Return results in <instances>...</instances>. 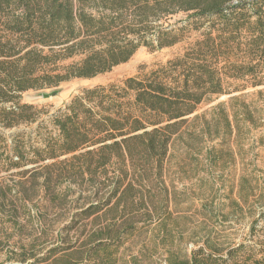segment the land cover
Listing matches in <instances>:
<instances>
[{"label":"trees","instance_id":"trees-1","mask_svg":"<svg viewBox=\"0 0 264 264\" xmlns=\"http://www.w3.org/2000/svg\"><path fill=\"white\" fill-rule=\"evenodd\" d=\"M177 13L195 21L206 18L211 25L171 61L176 75L129 77L123 87L111 84L83 90L69 102L68 111L54 119L56 135L43 149L33 150L38 160L71 153L58 163L91 179L101 175L109 180L103 197L82 211L86 217L101 210L132 217L139 205L147 218L155 214L163 216L164 222L168 215L157 209L150 196L152 190H159L167 199L163 177L169 174L176 146L181 148V158L198 170L204 161L214 165L224 155L231 157V141L244 135L246 124L264 121V112L251 111V105L239 97L230 98L238 106L231 119L221 107L209 118H184L210 95L222 93L224 77L225 88L231 81L241 82L240 89L264 85V0H0L3 127L31 119V106L20 101L24 91L55 89L73 78L93 77L127 61L138 48L154 51L178 42V31L184 27L168 23V16ZM128 92L131 100L126 98ZM130 107H137L139 116ZM147 126L151 128L142 130ZM0 148L10 157L15 154L13 165L24 158L23 148L11 141ZM243 180L246 190L249 184ZM44 183L48 185V177ZM93 194L97 196L98 190ZM208 197L201 192L196 202L202 205ZM254 224L250 241L229 245L224 251L208 243L184 254L168 249L163 254L165 264H264V242L254 237ZM127 229L132 224L113 236L119 240ZM115 247L109 251V245L98 244L93 264H118ZM51 252L44 262L57 250ZM132 262L139 264L134 257ZM52 264L70 263L57 257Z\"/></svg>","mask_w":264,"mask_h":264},{"label":"rangeland","instance_id":"rangeland-1","mask_svg":"<svg viewBox=\"0 0 264 264\" xmlns=\"http://www.w3.org/2000/svg\"><path fill=\"white\" fill-rule=\"evenodd\" d=\"M168 17V23L174 27H184L178 31L179 41L173 45L154 51L141 47L127 61L109 71L89 78H73L55 89H31L21 93V103L31 106V119L19 121L12 127L0 124L3 139L0 144L11 141L24 151V158L13 165L11 163L17 160L15 154L10 157L7 150L0 148V264H52V259L57 257L70 264H93L96 260L93 251L98 244L109 245V251L117 246L118 264H134L133 257L139 264H165L163 254L168 249L184 254L208 243L224 251L229 245L250 241L248 236L253 223L254 237L264 242V121H255V126L246 124L241 134L245 132L244 135L231 141V157L224 155L214 165L204 161L198 170L181 158V148L176 146L169 162V174L163 177L167 199L158 194L159 190H152L150 196L157 209L168 215L164 222L163 216L155 214L147 218L139 205L132 217H115L104 210L84 216L82 211L97 203L110 188L109 180L101 175L91 179L58 163L71 153L42 160L34 156V149H43L56 135L54 119L63 116L69 102L83 90L111 84L123 87L129 77L141 79L154 73L167 77L176 75L171 61L182 56L189 45L209 30L211 20L186 19L185 13ZM239 85L241 82L231 81L225 88L224 77L222 93L210 95L184 118L195 115L209 118L221 107L231 119L238 109L236 103L230 101L231 97H239V101L251 105V111L257 109L263 113L264 85L245 89L238 88ZM236 88L238 90H234ZM126 98L131 100L132 93L128 92ZM129 110L139 116L137 107ZM214 144L220 147L218 140ZM51 163L56 164L46 169L45 165ZM181 165L184 167L180 169ZM107 175H112L111 168ZM45 177H48V185L44 183ZM243 179L249 184L246 190ZM95 189L97 196L93 194ZM144 191L146 210L150 211L149 196ZM201 192L209 195L208 202L202 205L196 202ZM131 224L132 229L121 231L116 240L115 231ZM210 247L207 249L211 250ZM53 249L57 253L44 262Z\"/></svg>","mask_w":264,"mask_h":264}]
</instances>
